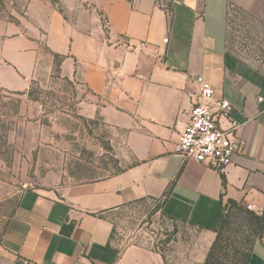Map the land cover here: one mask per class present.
Wrapping results in <instances>:
<instances>
[{"label":"crops","instance_id":"crops-1","mask_svg":"<svg viewBox=\"0 0 264 264\" xmlns=\"http://www.w3.org/2000/svg\"><path fill=\"white\" fill-rule=\"evenodd\" d=\"M92 1L107 36L93 42L71 31L63 77L79 93L77 115L115 131L130 165L99 180L25 191L2 247L20 264H202L232 200L262 217L248 264H264V0ZM53 18V34L65 35ZM17 39L3 54L0 88L27 93L42 50ZM203 85L242 125L243 149L223 171L174 153ZM142 200L198 236L172 256L115 244L111 214Z\"/></svg>","mask_w":264,"mask_h":264},{"label":"rangeland","instance_id":"rangeland-1","mask_svg":"<svg viewBox=\"0 0 264 264\" xmlns=\"http://www.w3.org/2000/svg\"><path fill=\"white\" fill-rule=\"evenodd\" d=\"M53 15L61 19L65 35L53 34ZM103 26L92 0H0V64H7L3 54L19 37L33 39L42 50L27 93L0 88V264H20L1 240L25 191L99 180L130 165L115 131L98 117L77 115L79 93L63 77L62 63L71 57V31L95 42L107 36ZM260 37L253 41L259 43ZM160 207L142 200L112 213V241L144 245L164 256L187 248L197 230L168 219ZM241 231L246 253L249 246L242 239L256 242L257 234L248 226Z\"/></svg>","mask_w":264,"mask_h":264},{"label":"built area","instance_id":"built-area-1","mask_svg":"<svg viewBox=\"0 0 264 264\" xmlns=\"http://www.w3.org/2000/svg\"><path fill=\"white\" fill-rule=\"evenodd\" d=\"M165 9L169 15V10ZM257 102L262 103L263 99L258 98ZM230 109L227 100L214 99L211 87L203 85L192 103L188 122L174 145V153L184 161L223 171L232 157L243 149V141L238 136L242 125L232 119ZM222 120L228 123V127L221 126Z\"/></svg>","mask_w":264,"mask_h":264},{"label":"trees","instance_id":"trees-1","mask_svg":"<svg viewBox=\"0 0 264 264\" xmlns=\"http://www.w3.org/2000/svg\"><path fill=\"white\" fill-rule=\"evenodd\" d=\"M221 177L222 186L224 187L225 179L224 176ZM224 210L225 214L222 223L215 231V238L207 250L202 264H248L255 242L245 241L242 237L244 243L249 246V250L243 253L241 251L243 245L240 238L242 234L241 228L243 226H248L250 229L253 227L258 239L261 235L263 219L232 200H227Z\"/></svg>","mask_w":264,"mask_h":264}]
</instances>
